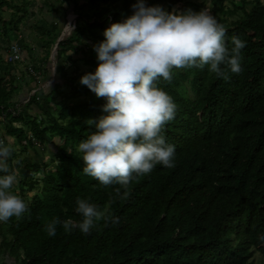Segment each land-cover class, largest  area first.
Listing matches in <instances>:
<instances>
[{
  "label": "trees",
  "instance_id": "trees-1",
  "mask_svg": "<svg viewBox=\"0 0 264 264\" xmlns=\"http://www.w3.org/2000/svg\"><path fill=\"white\" fill-rule=\"evenodd\" d=\"M28 1L0 0V40L12 41L21 19L16 17L26 12ZM224 1L213 0L208 8L194 0H157L168 12L209 10L226 28L229 48L232 37L246 46L241 73L225 69L228 80L205 66L174 69L170 82H156L177 106L163 130L166 143L175 148L174 167L156 165L134 178L127 196L120 185L105 187L83 174L77 152L95 122L107 115L105 99L65 77L69 91L60 89V108L48 99L54 88L29 90L24 101H13L23 78L7 68L0 73V139L21 149L13 150L9 161L16 157L24 164L17 194L28 205L20 218L0 222V264H253L255 254L264 258V0H239L231 9ZM64 2L62 31L70 36L57 42V61L73 50L93 73L98 66L94 46L105 40L103 32L112 23L133 14L137 0ZM36 147L52 156L29 164L22 154ZM77 198L119 223L97 221L88 234L65 231L63 221L82 220L75 211ZM54 220L60 223L49 236L46 226Z\"/></svg>",
  "mask_w": 264,
  "mask_h": 264
},
{
  "label": "clouds",
  "instance_id": "clouds-1",
  "mask_svg": "<svg viewBox=\"0 0 264 264\" xmlns=\"http://www.w3.org/2000/svg\"><path fill=\"white\" fill-rule=\"evenodd\" d=\"M132 11L131 16L104 30L105 40L93 49L98 66L79 80L97 98L106 100L102 111L107 113L95 122V131L78 144L83 174L105 187L120 185L125 196L134 178L149 174L156 165L174 167L175 148L166 143L163 130L175 118L177 106L156 82H170L174 69L205 66L218 78L228 80L225 69L241 73V50L246 46L239 37H232L229 48L226 28L207 9L168 12L137 0ZM12 152L11 146L0 141V172L5 173L0 176L3 223L28 211L26 202L11 191L20 177L19 167L9 168ZM76 205L82 220L63 221L65 231L79 229L88 234L97 221L119 223L118 217L86 199L77 198ZM57 223L47 224L49 236L56 234Z\"/></svg>",
  "mask_w": 264,
  "mask_h": 264
},
{
  "label": "rangeland",
  "instance_id": "rangeland-1",
  "mask_svg": "<svg viewBox=\"0 0 264 264\" xmlns=\"http://www.w3.org/2000/svg\"><path fill=\"white\" fill-rule=\"evenodd\" d=\"M194 1L195 3H203L208 8H210L213 3V0ZM238 1L239 0H225L224 5L231 9L233 4L238 3ZM144 3L148 7L160 6L164 10L167 8L166 3H159L157 0H144ZM67 6L64 0H29L26 6V12L23 15L18 14L16 17H21V19L17 31L13 34L12 41L6 42L5 40H0V46L2 47L0 55L3 61L0 63V73L4 74V70L7 68L6 70L9 74L17 78H23V82L20 84L21 89L14 94L13 101H24L28 96L29 90L38 92L39 89H42L43 92H47L54 88L52 91L53 95H49L48 99L50 101L54 100V104L57 102L55 108H60L63 98L61 95L59 96L58 93H61L60 89L64 90L65 87H68L67 85H63L65 83L64 78L74 77L77 83H79L83 75L91 73V66L82 61V56L75 54L73 50L67 52L66 55L60 54L61 56L58 58L59 61H57L56 52L58 53L59 50L57 42L65 39L66 36H70L68 32L64 34L65 30L62 31L64 24L63 13H65L64 9H66ZM4 13L3 18L8 20L11 11L7 10ZM72 15L73 14L70 13L68 17ZM54 34H58V36L55 37ZM12 43H16L20 46L23 53V63L7 65L4 62L7 53L6 48ZM87 44L92 47L94 41H87ZM68 64H71V66ZM31 68L32 71H30ZM46 68L49 69V73L45 72ZM33 74L38 75L39 79H33ZM71 80L72 79H70V81ZM60 86L64 87L60 88ZM65 90V93H68V88H65ZM38 97H40L39 93ZM66 100L67 102L70 101L69 99ZM2 133L3 126L0 125V135H3ZM0 140L4 142L5 146H11L13 143V140L8 138L5 139V137ZM12 148L14 152L16 151L19 153L21 151L20 147ZM41 151L40 148L36 147L34 150L30 149L28 152L23 153L22 157H24L29 164H38L47 161V159L52 156L49 152L43 153V151ZM17 159L16 157L12 158L10 161L8 159L9 168L19 167L20 178H22L26 175V170L24 164L15 163ZM11 191L17 194V185H15ZM252 260L254 262L253 264H260L259 261L261 260L264 262V258L262 259L257 254L253 256Z\"/></svg>",
  "mask_w": 264,
  "mask_h": 264
},
{
  "label": "built area",
  "instance_id": "built-area-1",
  "mask_svg": "<svg viewBox=\"0 0 264 264\" xmlns=\"http://www.w3.org/2000/svg\"><path fill=\"white\" fill-rule=\"evenodd\" d=\"M23 60V53L21 51L20 46H18L16 43H12L8 45L7 47V53L5 56V61L8 64H15L17 62H21ZM34 75V78L37 80L38 75Z\"/></svg>",
  "mask_w": 264,
  "mask_h": 264
}]
</instances>
